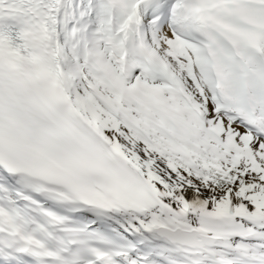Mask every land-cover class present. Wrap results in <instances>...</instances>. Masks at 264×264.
Wrapping results in <instances>:
<instances>
[{
  "label": "snow or ice",
  "instance_id": "1",
  "mask_svg": "<svg viewBox=\"0 0 264 264\" xmlns=\"http://www.w3.org/2000/svg\"><path fill=\"white\" fill-rule=\"evenodd\" d=\"M0 264H264V0H0Z\"/></svg>",
  "mask_w": 264,
  "mask_h": 264
}]
</instances>
